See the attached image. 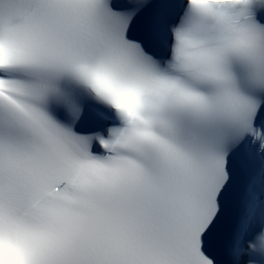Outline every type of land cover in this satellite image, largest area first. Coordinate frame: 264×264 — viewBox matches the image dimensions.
<instances>
[{"label":"snow or ice","instance_id":"snow-or-ice-1","mask_svg":"<svg viewBox=\"0 0 264 264\" xmlns=\"http://www.w3.org/2000/svg\"><path fill=\"white\" fill-rule=\"evenodd\" d=\"M0 264H264V0H0Z\"/></svg>","mask_w":264,"mask_h":264}]
</instances>
